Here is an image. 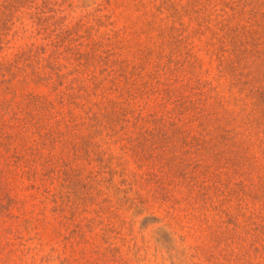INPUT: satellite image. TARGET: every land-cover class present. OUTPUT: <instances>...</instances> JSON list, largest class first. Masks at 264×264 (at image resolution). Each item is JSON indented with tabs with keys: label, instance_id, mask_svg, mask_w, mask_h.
I'll use <instances>...</instances> for the list:
<instances>
[{
	"label": "rangeland",
	"instance_id": "rangeland-1",
	"mask_svg": "<svg viewBox=\"0 0 264 264\" xmlns=\"http://www.w3.org/2000/svg\"><path fill=\"white\" fill-rule=\"evenodd\" d=\"M0 264H264V0H0Z\"/></svg>",
	"mask_w": 264,
	"mask_h": 264
}]
</instances>
